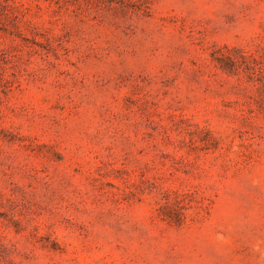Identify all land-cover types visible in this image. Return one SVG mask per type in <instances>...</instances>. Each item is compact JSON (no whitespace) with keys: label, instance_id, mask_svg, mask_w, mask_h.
Returning <instances> with one entry per match:
<instances>
[{"label":"rangeland","instance_id":"obj_1","mask_svg":"<svg viewBox=\"0 0 264 264\" xmlns=\"http://www.w3.org/2000/svg\"><path fill=\"white\" fill-rule=\"evenodd\" d=\"M0 264H264V0H0Z\"/></svg>","mask_w":264,"mask_h":264}]
</instances>
